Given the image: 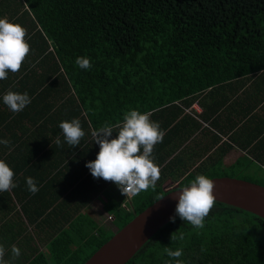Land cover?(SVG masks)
<instances>
[{
    "label": "trees",
    "instance_id": "obj_1",
    "mask_svg": "<svg viewBox=\"0 0 264 264\" xmlns=\"http://www.w3.org/2000/svg\"><path fill=\"white\" fill-rule=\"evenodd\" d=\"M11 1L27 6L30 31L51 42L80 103L95 117L123 118L129 110L154 117L184 97L264 69V0ZM80 56L91 59L90 70L76 65ZM162 145L154 147L157 165ZM200 174L235 178L203 170L184 175L177 188ZM161 183L160 176L155 189L131 200L129 211H117L115 232L164 195ZM112 234L96 230L72 243L74 249L62 235L49 257L30 264H83ZM164 247L181 248L184 264H264V220L215 202L203 228L176 217L126 264H165L171 258Z\"/></svg>",
    "mask_w": 264,
    "mask_h": 264
},
{
    "label": "crops",
    "instance_id": "obj_2",
    "mask_svg": "<svg viewBox=\"0 0 264 264\" xmlns=\"http://www.w3.org/2000/svg\"><path fill=\"white\" fill-rule=\"evenodd\" d=\"M17 7V1L0 0V18L23 26L30 45L19 72L0 80V140L11 141L0 144V160L13 170L17 184L0 192V243L9 254L12 245L20 248L15 264H30L39 255L49 257L62 235H68L65 239L74 249L72 243L96 230L115 232L124 195L114 183L94 179L85 164L99 151L93 129L122 122V117H95L83 108L54 46L37 29L30 31L33 18L27 16V6L14 12ZM8 90L26 92L31 103L13 113L2 100ZM152 114L165 133L157 153L163 190L203 170L264 187V69L215 84ZM74 118L81 121L85 136L71 147L59 123ZM115 131L110 139L116 138ZM57 136L62 147L55 143ZM28 177L36 181V194L28 191ZM135 196L125 202L127 211Z\"/></svg>",
    "mask_w": 264,
    "mask_h": 264
},
{
    "label": "clouds",
    "instance_id": "obj_3",
    "mask_svg": "<svg viewBox=\"0 0 264 264\" xmlns=\"http://www.w3.org/2000/svg\"><path fill=\"white\" fill-rule=\"evenodd\" d=\"M27 30L5 18H0V80L8 78L9 72H19L23 62L30 53V45L25 39ZM76 65L82 70L92 68L89 57L80 56L75 60ZM3 103L13 112L19 113L31 103L29 95L8 90L2 97ZM151 113H141L137 110H129L124 113L122 122L115 124L104 123L99 128L93 129L91 135L94 143L99 145V151L94 161L87 162L85 167L89 169L92 177L103 179L105 182L114 183L124 195H137L149 188L155 189L160 179L161 170L155 163L153 156L154 147L163 141L165 135L160 124L151 120ZM59 128L62 131L64 142L71 147L79 145L85 136L81 121L74 118L70 121H61ZM116 133V138L110 139ZM55 143L62 147V142L57 136ZM0 144L9 146L10 140H0ZM15 173L4 161L0 160V192H7L17 187L14 183ZM28 191L36 194L39 191L36 181L26 178ZM215 185L206 175L195 177L188 186L183 187L175 196L177 204L175 215L169 218L174 223L178 216L182 221H187L194 228L204 227V219L214 207L216 197L213 195ZM163 198V197H162ZM161 198V199H162ZM171 240L177 237L172 234ZM179 239H183L181 234ZM164 252L171 258L165 264H184L180 259L183 250H172L164 247ZM6 254L8 258L5 259ZM22 255L16 245L9 250L0 243V264H15Z\"/></svg>",
    "mask_w": 264,
    "mask_h": 264
},
{
    "label": "water",
    "instance_id": "obj_4",
    "mask_svg": "<svg viewBox=\"0 0 264 264\" xmlns=\"http://www.w3.org/2000/svg\"><path fill=\"white\" fill-rule=\"evenodd\" d=\"M210 180L215 185L213 195L216 203L245 211L264 220V187L235 178L220 177ZM181 189L173 185L163 191L162 199L149 204L113 233L83 264H126L145 241L175 215L178 202L175 196Z\"/></svg>",
    "mask_w": 264,
    "mask_h": 264
},
{
    "label": "built area",
    "instance_id": "obj_5",
    "mask_svg": "<svg viewBox=\"0 0 264 264\" xmlns=\"http://www.w3.org/2000/svg\"><path fill=\"white\" fill-rule=\"evenodd\" d=\"M123 195H124V194H123ZM131 196H132L131 194H129V195H124L125 202H126L128 199H130ZM125 202L122 203L121 208L127 211V209H126V207H125V206H127V204H126ZM108 219H110V217H108Z\"/></svg>",
    "mask_w": 264,
    "mask_h": 264
},
{
    "label": "rangeland",
    "instance_id": "obj_6",
    "mask_svg": "<svg viewBox=\"0 0 264 264\" xmlns=\"http://www.w3.org/2000/svg\"><path fill=\"white\" fill-rule=\"evenodd\" d=\"M226 174V173H225ZM172 186V185H171ZM145 193V191H141L138 196H137V199L141 198L143 196V194Z\"/></svg>",
    "mask_w": 264,
    "mask_h": 264
}]
</instances>
